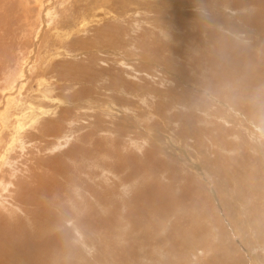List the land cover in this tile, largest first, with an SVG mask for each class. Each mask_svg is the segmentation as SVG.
<instances>
[{
	"label": "rangeland",
	"instance_id": "1",
	"mask_svg": "<svg viewBox=\"0 0 264 264\" xmlns=\"http://www.w3.org/2000/svg\"><path fill=\"white\" fill-rule=\"evenodd\" d=\"M0 105V264H264V0H0Z\"/></svg>",
	"mask_w": 264,
	"mask_h": 264
},
{
	"label": "bare ground",
	"instance_id": "2",
	"mask_svg": "<svg viewBox=\"0 0 264 264\" xmlns=\"http://www.w3.org/2000/svg\"><path fill=\"white\" fill-rule=\"evenodd\" d=\"M52 3V2H51ZM46 8H44V10H45ZM57 9V8H56ZM43 10V9H42ZM111 11V10H110ZM42 12V11H41ZM40 12V13H41ZM48 19V18H47ZM48 23V22H47ZM88 24V23H87ZM80 27V26H79ZM39 33V32H38ZM41 33V32H40ZM85 34V33H84ZM40 43V42H39ZM213 44V43H212ZM214 45V44H213ZM47 56V55H46ZM53 56V55H52ZM54 57V56H53ZM55 58H56V56H55ZM55 60V59H54ZM35 63V62H34ZM28 69V68H27ZM26 69V70H27ZM33 69V68H32ZM22 73H23V69H20V71H19V73L18 74H16V76H14L15 78H13L12 79V82H13V85H15L16 83H18V78H19V80H20V76H22ZM26 73H30V72H26ZM31 74V73H30ZM26 75V74H25ZM24 75V76H25ZM31 76V75H30ZM26 77H28V75L26 76ZM22 79L23 78H21V81H22ZM28 79V78H27ZM26 80V79H25ZM27 81V80H26ZM25 81V82H26ZM47 81V80H46ZM45 81V82H46ZM42 82H43V80H42ZM11 83V82H10ZM9 83V84H10ZM19 84H21V83H19ZM26 84V83H25ZM12 85V86H13ZM50 85V83L49 82H46V85H43V87H44V89H43V91H42V93H43V97H44V99H47V100H49V102L50 103H54V100H56V99H54L52 96H51V94L53 93V91L51 90V86H49ZM39 87V86H38ZM42 87V86H41ZM40 87V88H41ZM39 88V89H40ZM20 88H18V90H19ZM8 90V89H7ZM13 90H14V88H13ZM16 90V89H15ZM17 90V91H18ZM22 90V89H21ZM9 91V90H8ZM4 92V91H3ZM3 92H2V94H3ZM18 93V92H17ZM19 93H20V90H19ZM39 93V92H38ZM41 95V94H40ZM8 96H9V94H8ZM7 96V97H8ZM18 96V95H17ZM35 96V95H34ZM10 97V96H9ZM8 97V98H9ZM15 97V96H14ZM6 99V98H5ZM16 99V98H15ZM2 100V99H1ZM10 100V99H9ZM7 101V100H6ZM17 101V100H16ZM4 102V101H3ZM8 102H10V101H8ZM31 102V101H30ZM33 102H35V101H33ZM5 103V102H4ZM32 103V102H31ZM44 103V102H43ZM12 105H13V103H12ZM32 105V104H31ZM35 105H36V103H35ZM1 106V105H0ZM8 106V104L6 105V107ZM37 106V105H36ZM69 106V105H68ZM9 107V106H8ZM7 107V108H8ZM67 107V106H66ZM76 107V106H75ZM2 108V107H1ZM5 108V107H4ZM13 108V107H12ZM38 108H40V107H38ZM77 108V107H76ZM6 109V108H5ZM4 109V110H5ZM11 109V108H10ZM14 109L16 110V108L14 107ZM34 109V108H33ZM67 109H70L69 107L67 108ZM2 110V109H1ZM4 110H2L3 112H4ZM38 110V109H37ZM37 110H36V112H37ZM41 110V109H40ZM43 110V109H42ZM71 110V109H70ZM10 111V110H9ZM34 111H35V109H34ZM46 111V110H45ZM68 110H66V112H67ZM47 112V111H46ZM39 114H41V113H39ZM39 114H37V115H39ZM47 113H44V115H46ZM4 116V115H3ZM8 116V115H7ZM12 116V115H11ZM14 116V115H13ZM10 117V116H9ZM15 117V116H14ZM37 118V117H36ZM39 118V117H38ZM13 119V118H12ZM42 119H44V117L42 118ZM66 119V118H65ZM64 119V120H65ZM7 120V119H6ZM9 120V119H8ZM11 120V119H10ZM21 120H22V118H21ZM39 120V119H38ZM31 121V120H30ZM37 121V120H36ZM41 121V120H40ZM48 121V120H47ZM47 121H45V122H47ZM65 121H67V120H65ZM8 122V121H7ZM32 122V121H31ZM48 122H53V121H48ZM2 123V122H1ZM43 123V122H42ZM23 124V123H22ZM21 123H19V125H18V129H17V132H16V135L15 136H17L18 135V133L24 128V125H22ZM31 125V124H30ZM32 125H34V123L32 124ZM53 125V124H52ZM4 126V125H3ZM5 126H7L8 127V124H6ZM10 126V125H9ZM45 126V125H44ZM12 127V126H11ZM10 128V127H9ZM42 128H44V127H42ZM7 129V128H6ZM39 129V128H38ZM12 130H13V128H12ZM30 130H32V129H30ZM36 130V129H35ZM9 131H11V129L9 130ZM2 133V132H1ZM4 133V132H3ZM2 133V134H3ZM14 133V132H13ZM12 133V134H13ZM2 134H0V136L2 135ZM27 135V134H26ZM6 137V136H5ZM2 138V137H1ZM12 138V137H11ZM10 138V139H11ZM19 138H20V136H19ZM22 138V137H21ZM26 138V137H25ZM3 140V139H2ZM5 140V139H4ZM3 140V141H4ZM2 141V142H3ZM6 141V140H5ZM4 141V142H5ZM10 141V140H9ZM36 141V140H35ZM66 141V140H65ZM68 141V140H67ZM21 140L19 139V140H17L16 139V137L12 140V144H8L9 145V147L8 148H5V150H7L6 151V153L5 154H0V165H1V167H0V171H1V174L2 173H5L6 172V169L8 168H11L12 169V167L14 166V161L12 162V160L9 158V157H11V155L13 154L12 153V151L13 150H16V149H14V145H16L17 143H18V145L20 146L21 145ZM182 142V141H181ZM67 143H69V142H67ZM28 144V143H27ZM6 146V145H5ZM7 147V146H6ZM25 147V146H24ZM23 148V147H22ZM23 149H25V148H23ZM27 149V148H26ZM24 151V150H23ZM14 152V151H13ZM24 153V152H23ZM16 169H19V168H16ZM8 172V171H7ZM16 172V171H15ZM9 173V172H8ZM7 173V174H8ZM112 173V172H111ZM9 176V175H8ZM1 177V176H0ZM10 178V177H9ZM1 180H3V179H1ZM6 184H7V182H6ZM10 184V183H9ZM8 187H10L9 185H7ZM7 189V188H6ZM1 190H2V188H1ZM4 190V189H3ZM3 193V192H2ZM8 201V200H7ZM0 203H1V205L3 204V201L2 200H0Z\"/></svg>",
	"mask_w": 264,
	"mask_h": 264
}]
</instances>
